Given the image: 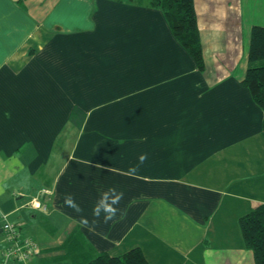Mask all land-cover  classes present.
Returning a JSON list of instances; mask_svg holds the SVG:
<instances>
[{"label": "crops", "instance_id": "obj_1", "mask_svg": "<svg viewBox=\"0 0 264 264\" xmlns=\"http://www.w3.org/2000/svg\"><path fill=\"white\" fill-rule=\"evenodd\" d=\"M194 5L203 69L149 0H0V259L3 214L40 245L6 264H256L240 219L264 204V110L244 79L264 0Z\"/></svg>", "mask_w": 264, "mask_h": 264}, {"label": "trees", "instance_id": "obj_2", "mask_svg": "<svg viewBox=\"0 0 264 264\" xmlns=\"http://www.w3.org/2000/svg\"><path fill=\"white\" fill-rule=\"evenodd\" d=\"M160 7L178 41L185 46L198 68H205L200 30L194 0H149ZM255 101L264 110V26L252 28L249 49V66L244 79ZM241 229L248 248L255 254L256 264H264V204L258 205L240 219ZM90 264H151L139 247L122 255H98Z\"/></svg>", "mask_w": 264, "mask_h": 264}, {"label": "built area", "instance_id": "obj_3", "mask_svg": "<svg viewBox=\"0 0 264 264\" xmlns=\"http://www.w3.org/2000/svg\"><path fill=\"white\" fill-rule=\"evenodd\" d=\"M37 206L40 207L41 203L39 202ZM2 216L5 218L3 227L5 230V240L8 242V245L2 251L0 264H6L10 259L27 263L39 252L40 245L38 241L30 234L23 233L18 223L8 221L6 214Z\"/></svg>", "mask_w": 264, "mask_h": 264}, {"label": "clouds", "instance_id": "obj_4", "mask_svg": "<svg viewBox=\"0 0 264 264\" xmlns=\"http://www.w3.org/2000/svg\"><path fill=\"white\" fill-rule=\"evenodd\" d=\"M145 158L144 155L141 156V160H143ZM119 197H117L118 199ZM67 202L69 204H73V206H75L73 200L69 197ZM101 207L104 208V210L108 213V215L105 216V219L111 218L112 215L115 214V212L117 211V209L115 207H113L112 205H104L103 201H101V203L97 206V208L95 209V212L97 215H99Z\"/></svg>", "mask_w": 264, "mask_h": 264}]
</instances>
